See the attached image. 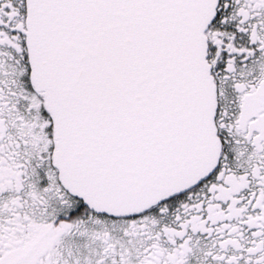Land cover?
<instances>
[{"label":"snow or ice","instance_id":"obj_1","mask_svg":"<svg viewBox=\"0 0 264 264\" xmlns=\"http://www.w3.org/2000/svg\"><path fill=\"white\" fill-rule=\"evenodd\" d=\"M0 264H264V0H0Z\"/></svg>","mask_w":264,"mask_h":264}]
</instances>
